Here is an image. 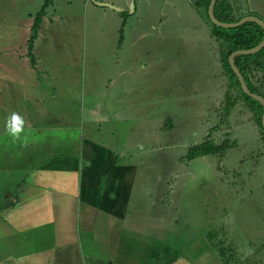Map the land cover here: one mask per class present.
<instances>
[{
    "label": "crops",
    "instance_id": "0c3cea01",
    "mask_svg": "<svg viewBox=\"0 0 264 264\" xmlns=\"http://www.w3.org/2000/svg\"><path fill=\"white\" fill-rule=\"evenodd\" d=\"M193 1L195 3V0H89L84 10L86 37L81 47L82 54L76 55L77 65L83 67L82 70L89 67L98 78V73L102 74L105 70L103 66L109 67L114 62L120 74L127 59L140 51L142 58L135 56L133 59L139 62L140 70L145 72L143 67L150 60V52L158 45L166 51L174 48L184 51L182 44L200 41L199 38L190 37L184 30H180V33L175 30L190 26L194 30L198 29L191 9ZM225 1L231 5L232 16L237 22L244 17L255 16L251 13L245 16L240 14L241 5L236 0ZM245 1L248 3V0ZM261 1L264 3V0ZM132 2L135 11L130 14ZM107 3L123 9V12L99 6ZM200 10L205 12L202 8ZM165 13L169 16H165ZM96 14L107 28L98 23ZM103 19L108 21L103 23ZM202 25L207 27L205 23ZM124 28L123 42L117 44L114 30L120 32ZM164 28L169 30L165 32ZM205 32V38L212 45L217 44L218 53H215V57L218 62L220 43L211 32ZM146 44H150V47L145 50L142 47ZM48 65L56 67L57 64ZM64 66L68 68L71 63L66 62ZM170 69H174L173 64ZM10 72L7 73L10 83L19 80H23V83L16 86L15 98L0 101V124L13 111L19 112L27 121L24 135H32L29 143L20 142L26 144V151L28 148L35 153L26 155L24 165L18 159L22 154H16L17 150L7 154L8 146H12L8 142L11 137L5 130L0 131V140L6 139L3 143L5 150L1 155L4 164L0 165V264H177L181 257H186L181 249L177 250L180 251L179 255L172 254L170 258L162 260L157 259V256L169 253L167 246L171 240L170 233L181 227V220L187 219L188 226L184 229L190 235L193 227L203 228L205 234L216 227L206 215L192 206L193 202L184 203L186 195L194 192L199 183L186 180L193 173L190 169L192 162L183 161L185 157L182 156L188 150L183 153L180 151L197 143L178 140L176 147L175 143L171 145L179 151L175 169L183 165L182 180L177 183L180 186V210L158 209L156 193L151 190L147 192V188L144 193L140 189L136 191L139 183L135 174L139 176L143 170L125 174V170L134 168L132 162L137 155L127 148L132 139L131 134L125 136L126 142H123L115 136L114 131L102 129L104 125L129 124L133 121L129 117L123 118L119 113L120 108L123 114L133 111V103L116 104L119 90L125 86L121 78L104 79L108 89L110 87L106 96L109 104L95 96V103L84 106L82 112L75 116L66 110L71 107L69 95L57 94L48 72L44 75L37 69H27V72L24 69H12ZM36 75L38 78H35ZM70 82H64L61 93L69 92ZM102 96L105 98V95ZM220 120L217 117L215 126L205 129L199 141L213 139L220 143L225 139L224 134H231L229 128L222 127ZM241 124L239 119L234 120L235 126L240 127ZM86 125L90 132L84 133ZM129 126L125 125V128ZM47 127L59 129L51 131L48 137L55 145L44 148ZM256 128L259 130L258 126ZM262 148L261 155L264 156V146ZM139 151L145 150L142 148ZM209 160L204 157L197 164L204 165L206 169ZM237 160L239 174L244 172L249 177L243 161ZM228 161L233 163L236 160L229 156ZM248 164L249 161L244 163ZM205 169L197 174L203 175ZM229 192L232 202L234 197L231 189ZM141 197L146 201L143 208ZM262 200L264 202V195ZM199 239L190 244L194 246Z\"/></svg>",
    "mask_w": 264,
    "mask_h": 264
},
{
    "label": "rangeland",
    "instance_id": "374dc122",
    "mask_svg": "<svg viewBox=\"0 0 264 264\" xmlns=\"http://www.w3.org/2000/svg\"><path fill=\"white\" fill-rule=\"evenodd\" d=\"M88 1L0 0V101L15 98L16 86L23 83V80L10 83L7 73H11L12 69H24L26 72L27 69H37L41 75H44L45 72L50 74L57 94L69 95L71 107L66 110H70L72 114L78 116L84 106L95 103V96L100 101L109 104L110 101L106 96L109 94L110 87L108 89L104 79L107 78L109 81L121 78L125 82V86L119 90L116 104L133 103V111L124 114L121 108L119 111L123 118L129 117L133 121L129 124L104 125L102 129L106 132L114 131L115 136L123 142H126L125 136L131 134L132 139L127 148L130 152H136L137 155L132 162L134 168L125 170V174L133 170H143L141 175L135 174V179L139 183L136 191L140 189L144 193L151 190L152 193L157 194L158 209L170 210L181 209L178 207L180 186L177 183L182 180L183 165L175 169L179 158L177 156L179 151L174 148L176 143H179L178 140L197 143L185 147L180 151L181 153L188 148L205 144L207 141L212 142L215 147L222 144L213 139L199 141L203 137L205 129L215 126L218 117L221 119L222 127L229 128L231 131V134H224V138H228L227 143L230 146L226 149L218 148L223 152V155L213 153L211 156H199L191 161L183 158V161L192 162L190 169L193 173H190V177L186 180L199 183L194 192L186 195L184 203L193 202L192 206L198 208L215 224L220 235L230 234L229 228L233 219L235 225L242 231L245 247L243 248V260L235 261L239 257L235 256L236 259L230 264H264V202L262 200L264 195V156L261 155L264 134L260 129H255L259 122L255 121L253 114L255 104L248 99L244 98L245 100H243L236 88L230 90L231 80L227 78L220 60L217 62V56L215 57V53H218L217 44L212 45L205 38L206 30L212 33V26L206 18L205 12H200V7L195 6L193 1L194 6L191 9L194 20L199 25L198 29L194 30L191 26L175 29L178 30V33L180 30H184L190 37L199 38V42L190 41L189 44H182L184 51L179 48L166 51L160 45L156 49H152L150 60H147V65L143 67L151 77L140 70L139 62L133 59L135 56L142 58L139 51L129 60L127 59L120 74L112 62L109 67L103 66L105 70L102 71V74L98 73L100 77L97 78L89 67L82 70L83 67L77 65L78 60L76 59L77 53L82 54L81 47L86 37L83 26L86 16L84 10ZM236 2L241 5L240 14L245 16L247 13H251L264 20L262 17L264 3L261 0H248L249 4L245 0H236ZM165 16H169L168 13H165ZM38 17L40 18L39 28L32 42V53H30L31 40ZM95 17L98 23H101L97 14ZM246 18H239V22ZM165 20L168 19L165 17ZM106 21L108 20L103 19V23ZM202 23H205L207 27ZM101 25L103 26L102 23ZM103 27L107 28L106 23ZM124 30L125 28L120 29V32L114 30L117 44L119 41L122 44ZM168 30V28H164L165 32ZM182 36L185 37V34ZM149 47L150 44H146L142 48L146 50ZM66 62H70L71 66L65 67ZM51 63H56V67L48 65ZM83 63L85 62L83 61ZM171 64L174 65L172 71ZM35 78L38 76L36 75ZM67 80L71 81L70 90L61 93L65 86L64 82ZM90 85L97 89H92ZM233 89L237 91L235 94H233ZM102 95H105V98ZM135 119L137 120L135 121ZM235 119L242 122L240 127L234 125ZM5 122L0 124V131L5 130ZM125 125L130 126L125 128ZM58 129L52 127L45 129L47 140L44 148L55 145L48 137L51 131ZM85 132H90L87 125L84 128ZM61 133L64 135L65 132ZM209 135L213 136L212 133ZM26 138V142L29 143L32 135L28 134ZM5 140L4 138L0 140V165L4 164L1 155L5 150L3 148ZM8 142L12 146H8L7 154L17 150L16 154H22L18 156V159L24 165L26 164V155H31V152L35 153L28 148L26 151V144L22 145L20 141L9 138ZM173 143H175L174 147L171 146ZM142 148H144V152L139 151ZM229 156L236 160L233 162L234 165L229 163ZM204 157L210 159V164L206 169L204 165L197 164L201 163ZM237 158L243 161V167L246 166L249 177L244 172L239 174L240 166L236 168ZM246 161H249L248 165H244ZM252 165L256 168H253ZM250 166L252 169L249 168ZM203 169H205V173L198 175L197 173ZM251 171H253L252 174ZM145 188H147L146 191H144ZM189 189L191 190L192 187ZM229 189L234 197L232 202ZM141 198L143 208L146 201L143 197ZM121 200L123 202L122 196ZM208 222L209 220H207V224ZM179 225L180 228L173 229V233H170L171 240L169 239L170 242L167 246L170 249L169 253L166 256L158 255L157 259L170 258L172 254L179 255L180 251L177 250L181 249L186 257H181L177 264H225L221 261L222 257L217 258L216 253L209 249L205 237L202 240L199 239L205 235L203 228L193 227L190 235L184 229L188 226L187 219L181 220ZM196 239H199L197 242L195 241L196 244L191 245L190 243ZM230 240H234L238 246L236 239L230 237ZM251 244H256V246L252 247ZM235 253L236 251L228 252L225 258H231ZM217 255L219 256V254Z\"/></svg>",
    "mask_w": 264,
    "mask_h": 264
},
{
    "label": "trees",
    "instance_id": "16d2710c",
    "mask_svg": "<svg viewBox=\"0 0 264 264\" xmlns=\"http://www.w3.org/2000/svg\"><path fill=\"white\" fill-rule=\"evenodd\" d=\"M210 2L211 0H195V6L200 7L199 10L202 8L205 11L206 18L208 19L209 23L212 26V35L220 43V47H221L220 48V61H221L222 67L226 71L227 78L231 80L230 90L232 91V88H236L238 92L242 95L243 100L248 99L252 103L255 104L253 108L254 118H255V121H259L258 128L264 134V129L262 126V116L264 113L263 107L257 101H255L253 98L249 97L247 94H245L242 91L239 80L234 74L229 64V58L234 52L240 51V50H249V49L256 47L258 44H260L264 38V30L261 26L255 23H247V24H244L242 26L232 28V29H224V28L216 26L215 24L211 22L209 14H208ZM231 11H232L231 5L227 1L225 0L217 1L216 7H215V15H216V18L220 22L236 23L237 19L233 18ZM39 17H38V22L35 25V31H34V35L32 37L31 43L36 37L37 29L39 28V21H40ZM32 45L33 43L30 46V49H31L30 53H32ZM263 57H264V49L261 52L254 54V55H243V56L236 57L235 64L241 71L249 90L252 93L258 94L264 98ZM234 82L236 83V85ZM236 89H233L234 90L233 94L237 92ZM227 142H228V138H225L221 142L222 144L215 147L212 142L207 141L205 144L197 145L195 147L189 148L188 153L185 156V158L187 161H191V160L197 159V157L199 156L200 157L201 156H211L213 155V153H217V154L221 153V155H223L222 154L223 152L218 150V148L226 149V147L230 146L228 145ZM206 147H208L209 149H207ZM204 237H205V242L207 246L209 247V249L212 252L216 253L217 258L220 259V257H222L221 261L224 262L225 264H230L231 262H233L234 259H236L235 256L242 257V259H239L238 257V259H236L235 261L241 262L243 260V255H244L243 248L245 247V243H243V239H244L243 236H241L240 238H236V236H233L230 234L220 235L219 229L214 227L210 229L205 234ZM230 237H233L234 239L237 240L238 246L234 240H230ZM203 238H200V240H202ZM251 246L252 247L256 246V244H251ZM220 249H222L221 252H218L220 251ZM233 251H236V253L232 255L231 258L230 257L225 258V255L228 252L232 253ZM217 254H219V256Z\"/></svg>",
    "mask_w": 264,
    "mask_h": 264
},
{
    "label": "water",
    "instance_id": "95a60500",
    "mask_svg": "<svg viewBox=\"0 0 264 264\" xmlns=\"http://www.w3.org/2000/svg\"><path fill=\"white\" fill-rule=\"evenodd\" d=\"M216 3H217V0H212L211 3H210V6H209V17H210V20L216 26L224 28V29H232V28H236V27L242 26L245 23L252 22V23H255V24L261 26L263 28V30H264V21L262 19H259V18L255 17V16L254 17L253 16H249L246 19H244L242 22H236V23H223V22H220L218 19H216V16H215V5H216ZM99 6L105 8V9H111V10H114V11H117V12H123V9H121V8H119L117 6H114L111 3L99 4ZM129 11H130V14L135 11L134 2L130 3ZM263 49H264V40L260 44H258L256 47H254L252 49L236 51L230 56L229 64H230L234 74L237 76V78H238V80L240 82V86H241L242 91L245 94H247L249 97H251L255 101H257L263 107V110H264V98L261 97L258 94L252 93L249 90V88L247 87V84L245 82V79H244L241 71L239 70V68L235 64L236 57L243 56V55H254V54H257V53L261 52ZM262 126H263V129H264V113H263V116H262Z\"/></svg>",
    "mask_w": 264,
    "mask_h": 264
},
{
    "label": "clouds",
    "instance_id": "9594fccd",
    "mask_svg": "<svg viewBox=\"0 0 264 264\" xmlns=\"http://www.w3.org/2000/svg\"><path fill=\"white\" fill-rule=\"evenodd\" d=\"M26 125L27 121L25 118L19 112L13 111L8 117H6L5 131L14 141L23 140L26 142L27 138L24 135Z\"/></svg>",
    "mask_w": 264,
    "mask_h": 264
},
{
    "label": "flooded vegetation",
    "instance_id": "af4514ba",
    "mask_svg": "<svg viewBox=\"0 0 264 264\" xmlns=\"http://www.w3.org/2000/svg\"><path fill=\"white\" fill-rule=\"evenodd\" d=\"M232 8V7H231ZM232 14V11H231ZM264 21V20H263ZM264 40V38H263ZM262 40V41H263ZM237 77V76H236ZM246 82V81H245ZM240 83V82H239ZM247 84V83H246ZM241 87V86H240ZM248 87V86H247ZM230 235L236 236V238H240L242 236V231L235 225L233 219L231 220L230 228H229ZM243 238V237H242Z\"/></svg>",
    "mask_w": 264,
    "mask_h": 264
}]
</instances>
